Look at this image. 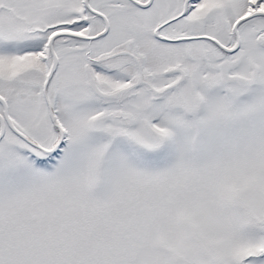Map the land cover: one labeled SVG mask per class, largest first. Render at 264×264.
Instances as JSON below:
<instances>
[{"label":"snow or ice","instance_id":"snow-or-ice-1","mask_svg":"<svg viewBox=\"0 0 264 264\" xmlns=\"http://www.w3.org/2000/svg\"><path fill=\"white\" fill-rule=\"evenodd\" d=\"M0 264H264V0H0Z\"/></svg>","mask_w":264,"mask_h":264}]
</instances>
